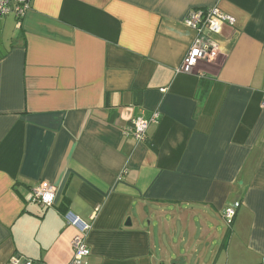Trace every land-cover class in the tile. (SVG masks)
Listing matches in <instances>:
<instances>
[{
  "label": "crops",
  "instance_id": "crops-1",
  "mask_svg": "<svg viewBox=\"0 0 264 264\" xmlns=\"http://www.w3.org/2000/svg\"><path fill=\"white\" fill-rule=\"evenodd\" d=\"M211 8L234 19L222 53L179 73L183 20ZM263 97L264 0H30L0 18V264H72L67 211L91 225L87 264H264ZM41 183L52 208L29 202Z\"/></svg>",
  "mask_w": 264,
  "mask_h": 264
},
{
  "label": "built area",
  "instance_id": "built-area-1",
  "mask_svg": "<svg viewBox=\"0 0 264 264\" xmlns=\"http://www.w3.org/2000/svg\"><path fill=\"white\" fill-rule=\"evenodd\" d=\"M30 9V0H0V18L14 16L18 23L24 18ZM183 25L195 33V39L190 45L186 55L178 68L179 73H196L205 65L216 63L222 49L218 40L214 37H221L223 29L234 26L233 17L222 13L217 8L206 10L190 11ZM213 38V39H212ZM264 106V97L262 100ZM159 114H153L149 119L137 117L132 120V135L137 142H143L146 139L148 127L155 124ZM56 191L52 185L41 183L34 188L29 202L39 205L41 208H52L55 202ZM235 205L233 208L224 212V219L228 224L231 223L235 215ZM65 222L68 226L75 229L76 234L72 238L71 248L73 251L72 264H87L90 256V249L86 244V236L91 229V225L82 221L72 212L67 211L64 214ZM8 264H31L29 261H20L18 258H12Z\"/></svg>",
  "mask_w": 264,
  "mask_h": 264
},
{
  "label": "rangeland",
  "instance_id": "rangeland-1",
  "mask_svg": "<svg viewBox=\"0 0 264 264\" xmlns=\"http://www.w3.org/2000/svg\"><path fill=\"white\" fill-rule=\"evenodd\" d=\"M158 257L156 258V260H159ZM157 264H169V263H168V261H164L163 259H161V260H159V262Z\"/></svg>",
  "mask_w": 264,
  "mask_h": 264
},
{
  "label": "water",
  "instance_id": "water-1",
  "mask_svg": "<svg viewBox=\"0 0 264 264\" xmlns=\"http://www.w3.org/2000/svg\"><path fill=\"white\" fill-rule=\"evenodd\" d=\"M126 226L130 227V219H127Z\"/></svg>",
  "mask_w": 264,
  "mask_h": 264
},
{
  "label": "trees",
  "instance_id": "trees-1",
  "mask_svg": "<svg viewBox=\"0 0 264 264\" xmlns=\"http://www.w3.org/2000/svg\"><path fill=\"white\" fill-rule=\"evenodd\" d=\"M203 96H205V93H202Z\"/></svg>",
  "mask_w": 264,
  "mask_h": 264
}]
</instances>
